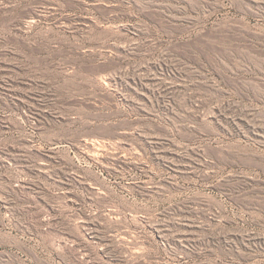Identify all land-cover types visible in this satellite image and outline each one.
Returning <instances> with one entry per match:
<instances>
[{"label":"rangeland","instance_id":"1","mask_svg":"<svg viewBox=\"0 0 264 264\" xmlns=\"http://www.w3.org/2000/svg\"><path fill=\"white\" fill-rule=\"evenodd\" d=\"M0 264H264V0H0Z\"/></svg>","mask_w":264,"mask_h":264},{"label":"bare ground","instance_id":"2","mask_svg":"<svg viewBox=\"0 0 264 264\" xmlns=\"http://www.w3.org/2000/svg\"><path fill=\"white\" fill-rule=\"evenodd\" d=\"M263 157H261V159H262ZM257 160V159H256ZM258 163V162H257ZM260 164V163H259ZM261 165V164H260ZM262 166V165H261Z\"/></svg>","mask_w":264,"mask_h":264}]
</instances>
